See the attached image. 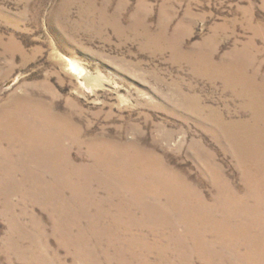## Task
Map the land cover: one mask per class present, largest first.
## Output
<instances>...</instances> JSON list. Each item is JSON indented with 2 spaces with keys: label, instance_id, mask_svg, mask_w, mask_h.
Listing matches in <instances>:
<instances>
[{
  "label": "rangeland",
  "instance_id": "obj_1",
  "mask_svg": "<svg viewBox=\"0 0 264 264\" xmlns=\"http://www.w3.org/2000/svg\"><path fill=\"white\" fill-rule=\"evenodd\" d=\"M234 50H246L248 71L257 70L260 81L264 0H0V111L14 98L38 99L79 131V139L48 148L54 164L0 146V264H248L227 252L213 263L186 259L173 243L145 240L160 224L182 232L181 220L169 212L157 222L159 214L142 208L106 211L102 204L115 197L136 202L124 189L130 182L108 177L105 169L114 167L97 164L92 151L109 142L151 151L208 203L215 190L202 172L211 154L230 189L242 192L212 119L249 122L252 112L205 73L210 60L233 61ZM69 61L83 74H74ZM57 157L66 159L61 167ZM132 231L143 237L147 257L137 240V256L130 254L120 232ZM118 252L123 257L113 258Z\"/></svg>",
  "mask_w": 264,
  "mask_h": 264
},
{
  "label": "bare ground",
  "instance_id": "obj_2",
  "mask_svg": "<svg viewBox=\"0 0 264 264\" xmlns=\"http://www.w3.org/2000/svg\"><path fill=\"white\" fill-rule=\"evenodd\" d=\"M246 54V50H234L235 59L230 63L215 64L207 59L210 62L207 63L205 71L211 78H220L227 87L234 90L245 100V107L252 112L249 122L226 123L221 118L212 119L218 129L219 141L226 143L223 151L236 162L241 175L242 192L230 189L224 175L217 169L219 166L214 167L211 154L209 161L211 164L203 162L202 172L203 176L209 178L211 187L215 190L211 202L208 203L197 187L173 171L165 169L161 160L151 151H144L133 144L111 142L97 147L94 145L95 149H92L93 160L97 164L114 167V170L105 169L108 177H114L117 182H130L124 189L136 202V205H131L124 199L117 200L115 197L114 200L110 199L105 202L106 204H102L107 208L106 211L127 213L142 208L141 211L149 214H159L157 222L165 221L164 218L169 212L173 213L175 215L173 220L178 218L181 220L182 232H169L166 225L160 224L161 228L149 232L144 239L173 243V248L179 250L177 253L182 258L204 257L213 263L217 258L223 257V252H227L231 257L246 259L249 261L248 264H264V76L257 81V70H250L252 73L248 71V66L252 63L247 61ZM69 67L74 74L78 76L83 74L75 63L69 61ZM37 100L18 97L1 106L0 146L7 143L11 149L21 150L20 153L29 150L37 157L40 156L39 161L48 157V163L54 164L55 156L52 158L50 156L52 153L49 155V151L46 152L48 148L64 138L79 139L77 138L79 131L68 122L59 119L46 105ZM6 158L10 159V156ZM59 161L61 162L55 163L58 162V167H61L60 164L64 165L66 159L62 158ZM122 165H126V168H122ZM64 183L67 181L63 180ZM50 190L59 193L57 187ZM109 192L115 196L114 189ZM161 201L165 203L162 204ZM81 206L80 202L78 208L74 209L79 211L83 209ZM120 234L123 236L122 239L126 240V245L130 246L129 251L133 257L137 255L131 242L134 243L136 240L140 242L139 244L142 243L139 255L147 257L150 254L147 253L143 237L137 239L133 231L128 235H125V232ZM214 242L219 248L213 246ZM106 253L104 256L108 257ZM115 254L113 258L119 254L122 257L124 255L121 252ZM110 261L109 259L108 264ZM120 264L134 263L124 260ZM161 264L169 262L162 260Z\"/></svg>",
  "mask_w": 264,
  "mask_h": 264
}]
</instances>
